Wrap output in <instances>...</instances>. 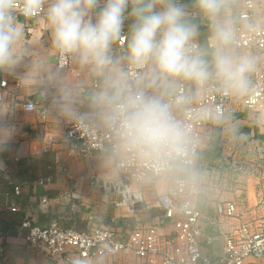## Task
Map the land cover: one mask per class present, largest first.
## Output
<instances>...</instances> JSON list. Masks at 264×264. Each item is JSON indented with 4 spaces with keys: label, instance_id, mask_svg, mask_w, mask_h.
<instances>
[{
    "label": "crops",
    "instance_id": "0c3cea01",
    "mask_svg": "<svg viewBox=\"0 0 264 264\" xmlns=\"http://www.w3.org/2000/svg\"><path fill=\"white\" fill-rule=\"evenodd\" d=\"M178 3L185 6L190 17L196 14L197 19H206L208 29L211 27V21L195 8L194 0H189V5ZM223 4L222 18L235 25L237 10L232 3L227 4L223 0ZM91 15L94 17L95 12ZM16 22L23 34L16 45L14 61L0 67V81L8 82L4 100L0 103V135L12 133L7 145L0 150V264H68L70 258H82L79 250L69 248L61 257H52L46 250L27 243L22 224L29 221L34 226L47 228L56 223L78 232H91L110 226L113 220H120L126 230H133L139 223L156 222L160 217H151L159 215L161 210L147 208L134 211L119 203L118 192L99 186V182L116 186L121 183L122 177L114 157L98 153L85 156L71 150L66 130L78 115L86 114L88 121L96 126L105 123L103 109L93 102V96L103 88L104 77L97 75L90 66L82 65L76 58L70 72L58 70L59 51L53 43L46 15L31 21L17 17ZM132 22L131 18L127 19L124 27L130 29ZM208 29L198 31L196 41L211 60L215 51L211 35L200 39ZM233 51L254 57L256 67L255 54ZM110 55L114 61L110 71L123 72L125 63H128L124 59L126 54L112 46ZM147 81L153 93L161 97L173 93L181 82ZM95 84L99 86L96 89ZM65 92L69 93L73 116H68L61 107V103L66 102ZM243 96L244 93L234 94V103L225 121L226 127L220 130L222 157L213 165L221 171L219 177L210 182L209 188L214 192L213 198L235 203L241 219H214L202 199L199 203L205 212L201 227L215 238L218 253L222 251L224 235L230 229L241 223L259 227L264 221V120L243 107ZM28 102L36 103L38 111L25 112L24 106ZM243 123H247V128L240 129ZM234 126L237 127L236 131L233 130ZM212 132H206L201 153L208 149L206 144L210 139L211 145ZM193 170L184 168L177 173L207 183L193 178ZM228 171L236 178H233L235 184L229 183ZM47 179L51 182H46ZM166 188L164 181L157 184L160 194ZM16 189H19V193ZM132 190L143 193L144 203L149 206L154 204L158 194L154 184ZM230 190L233 194L229 193ZM43 198H46V203ZM88 264L141 262L133 254L126 253L114 258L101 257Z\"/></svg>",
    "mask_w": 264,
    "mask_h": 264
},
{
    "label": "clouds",
    "instance_id": "9594fccd",
    "mask_svg": "<svg viewBox=\"0 0 264 264\" xmlns=\"http://www.w3.org/2000/svg\"><path fill=\"white\" fill-rule=\"evenodd\" d=\"M46 2L47 22L57 50L104 77L103 88L93 96V102L103 109L104 121L115 130L116 150L156 172H179L194 162L191 129L174 115V107L189 104L192 95L179 94L166 101L146 94L141 87L126 92V75L110 71L114 63L110 50L127 19L133 22L124 59L137 67L148 66L138 83L184 81L199 89L215 81L217 90L225 95L242 94L248 89L255 58L233 51L235 29L230 20L222 18L223 0H194L195 8L211 21L215 46L211 60L198 48L197 25L177 0H103L102 6L101 0H19V8L18 0H0V67L13 63L22 38L14 12L32 17L44 10ZM64 101L62 109L73 116L67 92ZM202 115L212 118L209 113ZM11 136V132L0 135V150ZM68 264L87 261L70 258Z\"/></svg>",
    "mask_w": 264,
    "mask_h": 264
},
{
    "label": "built area",
    "instance_id": "2783aa9c",
    "mask_svg": "<svg viewBox=\"0 0 264 264\" xmlns=\"http://www.w3.org/2000/svg\"><path fill=\"white\" fill-rule=\"evenodd\" d=\"M225 3H232L237 10V22L233 25V49L257 57L256 67L251 72V78H248L250 85L244 92L242 105L248 112L256 113L264 120V0H225ZM46 9L47 3L44 10L35 16L25 17L19 10L14 15L31 21L46 15ZM193 17L197 18V15ZM129 31L124 27L120 37L112 44L122 54H126ZM196 44L200 48L197 41ZM74 58L59 52L58 70L70 72ZM123 70L127 78L126 92L141 87L146 94L155 95L147 80L138 83L140 76L147 72V65L137 67L125 63ZM94 87L96 89L99 86L95 84ZM217 87L215 81H209L199 89L190 82L181 81L173 93L163 97L171 101L179 94L192 95L189 104L174 107L175 117L189 125L194 141V162L186 168L196 167L203 151L206 132L223 131L226 127L225 121L232 109L234 94L225 95ZM7 89L8 82L0 81V103ZM38 109V105L33 102L24 106L27 113H35ZM202 113H209L212 118H204ZM66 138L75 154H109L116 159V168L128 183L124 192L128 198L123 204L129 208L133 209L136 202L145 201L143 193L135 192L133 188L156 185V200L153 205L146 203V206L148 209L161 210L164 215L156 222L139 223L133 230H126L120 220H113L110 226L91 232H78L56 223L42 228L25 221L22 229L26 231V241L31 246L46 250L55 258L61 257L67 249L75 248L87 264L101 257L114 258L126 253L133 254L141 264H264V221L259 227L241 223L230 229L224 235L222 251L218 253L215 238L201 227L205 212L199 206L200 200L210 209L213 218L218 220H240L242 215L235 203L210 198L208 193L212 190L202 182L185 178L177 172L162 174L131 156L121 155L115 147L117 137L114 128L106 122L96 126L88 121L86 114L78 115L69 125ZM161 181L167 184L162 194L157 189ZM46 182L50 183L51 180L47 179ZM121 186V183L117 185L118 188ZM16 192L19 193V189ZM43 202H47L46 198H43Z\"/></svg>",
    "mask_w": 264,
    "mask_h": 264
},
{
    "label": "rangeland",
    "instance_id": "374dc122",
    "mask_svg": "<svg viewBox=\"0 0 264 264\" xmlns=\"http://www.w3.org/2000/svg\"><path fill=\"white\" fill-rule=\"evenodd\" d=\"M211 23V22H210ZM211 35V27L208 29V31H206L204 33L205 36H202V38L200 37V39H206L208 35ZM247 126V123H243L240 125V129H244V128H247L245 127ZM233 130H237V127H233ZM216 131V130H215ZM213 131L210 135V137L212 138L214 132ZM211 141V139H210ZM210 141L206 144V149L209 148L210 146ZM250 143V142H249ZM221 171V169L218 167H214V165L212 166L211 164L203 161L201 158L198 160V163H197V166L194 168V170L192 171V177L195 178V179H198V180H202L204 182H207V183H204L208 188H210L211 184L210 182L211 181H214L216 178H218V174L219 172ZM227 173H229V178L231 180H229V183L231 184H235V180L236 179L235 177H233V174L228 171ZM234 178V179H233ZM212 189V187H211ZM229 193H232V191L230 190ZM233 194V193H232ZM209 196L210 197H215L214 195V192L213 191H209ZM149 216H147V220H149L148 218ZM259 219V218H258ZM151 220V219H150ZM262 220V219H261Z\"/></svg>",
    "mask_w": 264,
    "mask_h": 264
},
{
    "label": "trees",
    "instance_id": "16d2710c",
    "mask_svg": "<svg viewBox=\"0 0 264 264\" xmlns=\"http://www.w3.org/2000/svg\"><path fill=\"white\" fill-rule=\"evenodd\" d=\"M177 2H183V3H188L189 5V0H177ZM193 23L197 25V30L198 31H205L208 29V26L206 24V19L204 18H194L193 16L190 17ZM213 139L211 142L210 147L205 150L203 153L199 155L198 160L201 158L203 161L209 163V164H216L222 157V147L220 145L221 141V131L216 130L213 134ZM164 213L160 211L159 215H153L151 218H156L160 217L163 218ZM153 220V219H151Z\"/></svg>",
    "mask_w": 264,
    "mask_h": 264
},
{
    "label": "water",
    "instance_id": "95a60500",
    "mask_svg": "<svg viewBox=\"0 0 264 264\" xmlns=\"http://www.w3.org/2000/svg\"><path fill=\"white\" fill-rule=\"evenodd\" d=\"M121 184L122 186L121 187H117L115 184H112V183H108V182H99V186L104 189V190H111L112 192H118V200H119V203L122 204L124 202V200L128 197H126L124 195V192H125V187L128 185L127 181L122 178L121 180ZM133 200V198H132ZM147 209V206L144 202H136L134 203V206H133V210L134 211H142V210H146Z\"/></svg>",
    "mask_w": 264,
    "mask_h": 264
}]
</instances>
